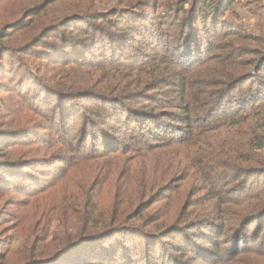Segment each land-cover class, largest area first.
Returning a JSON list of instances; mask_svg holds the SVG:
<instances>
[{
  "label": "rangeland",
  "instance_id": "rangeland-1",
  "mask_svg": "<svg viewBox=\"0 0 264 264\" xmlns=\"http://www.w3.org/2000/svg\"><path fill=\"white\" fill-rule=\"evenodd\" d=\"M117 2L0 0V174L13 164L22 175L5 176V186L0 185V264H21L26 258H36L37 252L22 257L23 247L31 242L41 241L39 246L53 242L49 248L58 247L56 238L64 231V219L72 218L75 205L83 208L90 200L97 209H125L126 218L130 216L127 222L155 232L159 240L157 264H264V254L249 249L264 248V147L257 148L264 131L252 145L253 136L245 123L214 133L206 144L185 139L163 145L156 141L170 129L148 124L133 131L135 124L124 122L123 117L127 112L134 118L150 111L163 116L160 120L167 119L173 127L167 128L183 138L193 127L209 126H202L210 122L204 119L205 113L217 102L211 100L203 112L191 106L180 85L188 73L175 66L182 62L173 60L169 70H136L121 69L108 59L102 62L94 47L81 53L83 61L69 62L68 56L56 54L57 47L68 54L70 44L74 48L86 44L88 29L79 26L82 21L73 24L69 20L59 26L57 19L86 7L97 15ZM157 10L142 8L151 16ZM229 11L225 15L236 18L239 34L222 38L223 47L215 50V57L201 69L206 86H199L198 93L208 99L213 90L224 89L220 84L223 74L231 71L237 59L218 64L225 62L223 58L230 52H244L238 69L252 68L253 61L264 54V0H233ZM175 18H162L168 27L164 32L171 34V40L178 35ZM154 22L157 25L159 18H153L152 26ZM96 23L104 26L102 20ZM111 30L130 34L122 24ZM143 41L135 39L132 49L143 46L147 51V41ZM74 42L81 43L76 46ZM28 44H32L30 54L22 52ZM118 99L128 105L127 111L114 114L118 109L112 110L111 104ZM114 116L123 123L110 120ZM191 122L197 125L188 128ZM21 137V142L8 141ZM138 140L151 143V148L132 151L130 144L140 145L135 143ZM112 144H118L119 149L109 150ZM90 153L100 157L78 163L83 154ZM210 153L224 156L229 168ZM244 168L255 169H246L249 175L242 174L236 182ZM241 187L253 194L237 200L243 194L238 191ZM137 191L142 196L135 199ZM135 212L137 216H133ZM257 212L259 217L254 219ZM256 234L260 238L254 243L242 244L243 235ZM233 239L242 242L235 245Z\"/></svg>",
  "mask_w": 264,
  "mask_h": 264
},
{
  "label": "trees",
  "instance_id": "trees-1",
  "mask_svg": "<svg viewBox=\"0 0 264 264\" xmlns=\"http://www.w3.org/2000/svg\"><path fill=\"white\" fill-rule=\"evenodd\" d=\"M171 1L167 0V2ZM167 2H160L159 0H118L117 5H113L110 9L103 12L99 11L97 15L94 12H90L86 7L85 9H81V12L72 13L69 16L61 18V20L57 19V25L59 26L64 22H69V20L73 24L77 21H82L83 24L78 22L79 26H88V29L85 31L87 36V39H85L86 44L77 46L81 42L78 44L74 42L77 46L76 48L70 44L68 54L64 53L65 51L62 47H57L56 54L68 56L69 62L74 60L83 61L85 55L82 54L94 47L100 53L97 56L101 58L102 62L108 59L113 65H118L121 69L133 68L136 70L144 67L153 70L161 67V69L169 70L168 66L172 64L173 60L180 61L182 62L181 66H179V62H176L178 65L175 64V66L180 67V70L182 69L188 73L185 76L187 80L180 82V85H183L184 94L187 96L191 106H194L197 111L203 112V109L209 105L211 100L217 102L211 105L209 112L205 113L204 119L207 123L210 122L202 126H209L199 128L201 126L199 125L198 127H193V124L197 125L196 121L194 123L191 122L188 124L190 126L188 128H193L188 133V137L183 138L175 136V133L171 130L173 127L167 119L160 120L163 116H157L150 111L143 112L139 115L140 117L136 116L134 118L132 116L135 115L125 112L126 114L123 119L126 118L124 122L129 121L134 123L133 131H138V129L141 131L148 124L162 130L170 129L166 136H160L159 140L156 141L164 142L165 144L163 145H175L179 142H185V139L186 141L188 140L187 142L191 141V143L206 144L211 137L217 133L219 134V131H225L232 125L245 123L248 127V133L251 137L253 136L252 145L253 140L258 138V133L264 131V54L258 60L253 61L254 64H251L252 68L238 69L240 63H242L241 57H245L243 55L244 52H230L228 57L223 59L231 60L234 58L237 60L233 64L231 71L223 74V80H221L220 84H223L224 89L221 91L213 90L210 92L209 99L208 96L201 97L198 93L199 86H206L203 74H200L204 63L207 64L211 58L215 57L216 51L223 47L221 44L223 39L228 38L227 36L239 34L236 31L239 30L236 18L231 20L225 15L226 12L233 8V0H177L175 4L174 2L170 4ZM144 7L154 8V10L158 8V10L151 16L144 11L142 12V8ZM172 15L176 17V23H178V26L175 24L172 29L175 26L178 27V35L177 39L173 37L171 40V34L164 32L168 27L165 25L166 19L162 18ZM155 17L159 18V23L156 25L154 22V27L152 24ZM235 17H237L236 14ZM86 19L87 21H85ZM180 19L182 20L180 21ZM96 20H102L104 26L96 23ZM121 24L127 26L130 32L129 35H123L122 32H119L120 30H117L121 27ZM111 27L116 28L117 32L115 30L112 31ZM245 35L243 36L246 37ZM135 39H139L140 43H143V40L146 39L148 43L145 42L148 48L147 51L143 46L141 50H133ZM37 42L36 40V45ZM24 48L26 51L22 52L26 54L32 53V44H28ZM167 49L170 52L166 53ZM9 57H12V55L9 54ZM218 58L222 59L221 57ZM225 64H227V60L220 62L218 65ZM0 70H2L1 67ZM182 77L184 78L183 74L180 75V78ZM154 87L156 88L157 86L155 85ZM237 89H239L238 93H236ZM147 90H150V88ZM200 91L203 92V89H200ZM132 96H136V94ZM118 100H113V104H111L113 106L112 110L118 109L114 114L127 111L128 105ZM223 100L226 101L223 106L221 104L218 105V102L221 103ZM197 102L200 105H196ZM132 112L135 113V110H132ZM171 119L174 120L173 118ZM110 120H113L115 123H123L121 118L116 116L110 117ZM219 120L221 122L217 123ZM144 130H148V127ZM214 133L216 134L214 135ZM98 136L99 134L97 135V139L100 141V145H103V140L98 138ZM1 138H3L2 134H0ZM23 138H8V141L21 142ZM39 141L37 142L39 143ZM145 142L146 140H138L135 143H139L140 145L130 144L132 151L137 150L136 153H140L142 152L141 148L150 149L151 143L145 144ZM262 147H264V138L257 144V148ZM108 148L109 150L119 149V146L118 144H112V147ZM108 148H104V150ZM210 155L216 157L211 153ZM97 157L100 156L92 155V153L83 154V159L78 163L89 162ZM216 160H219L218 162L225 164V166L227 165V168H229L230 162L225 161L224 156H217ZM12 166L13 164L2 169L4 174H0V185L5 186L7 179L5 176L18 177L19 169H15ZM246 169H250L253 172L255 168H244V171L239 172L240 176L235 177L236 182L243 178L242 174L246 173L245 176L249 175ZM257 170L260 171V169ZM19 177H22V175H19ZM246 189V187H241L238 190L239 192H243V194L237 196L239 198L237 200L244 199L253 194L252 190H249V192ZM261 195L263 194L261 193ZM139 196H142L141 191H137L134 195L135 199ZM92 202L91 200L87 204L84 202L83 208H78L77 205H75L74 210L70 208L73 211L72 218L70 220L68 218L64 219V231L56 238V242L59 243L58 247L54 248L56 246L54 245V249H50L49 245L53 242L39 246V242L41 241L25 245L21 251L22 257H27L29 254L32 255L35 252H37V256H40L26 258L21 264H139L138 262H142V260L144 264L158 263L155 253H157L159 240H157L155 232L143 230L135 224L127 222L130 216L126 218L127 213L125 209L117 207H111L110 209L102 207L101 209H97L94 203L90 205ZM127 202L132 203L129 199ZM259 214L257 212L254 215V219L259 217ZM137 215L138 213L135 212L133 216ZM68 224L70 225L69 228ZM244 224L246 222L242 225ZM242 237V244L245 245L254 243V241L260 238L257 234L256 236L253 235V237H245L244 235ZM241 242L236 239L232 240V243L235 245ZM255 247L249 249L256 250L257 254H264V248Z\"/></svg>",
  "mask_w": 264,
  "mask_h": 264
}]
</instances>
